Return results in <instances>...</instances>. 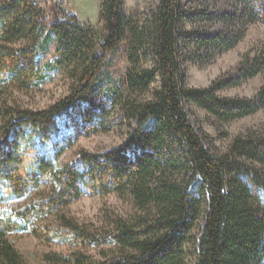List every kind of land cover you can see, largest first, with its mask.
Listing matches in <instances>:
<instances>
[{"label":"trees","instance_id":"16d2710c","mask_svg":"<svg viewBox=\"0 0 264 264\" xmlns=\"http://www.w3.org/2000/svg\"><path fill=\"white\" fill-rule=\"evenodd\" d=\"M246 18L264 24V0H247ZM123 0H102L104 29L98 35L73 13L30 0L0 1V93L10 85L28 90L63 72L69 92L42 109L0 102V203L47 184L49 191L17 208L0 209V264H25L6 238L25 232L75 246L114 245L96 260L80 250L47 253L45 264H187L185 244L203 217L193 264H260L264 260V133L237 135L229 148L212 153L183 108L195 103L216 119L231 121L264 107V80L252 98L220 97L218 87L183 85L178 60L177 0H159L152 18L133 21ZM129 34V37H125ZM51 43L53 57L39 62ZM125 44L128 68L110 72ZM151 56V66L144 65ZM258 55L243 62L246 77L261 72ZM87 104L91 119L120 110L130 120L123 143L102 153L79 149L58 164L47 150L57 118ZM18 136L19 139H16ZM87 192L116 194L136 215H105L106 227L87 230L60 215L62 229L38 222Z\"/></svg>","mask_w":264,"mask_h":264},{"label":"rangeland","instance_id":"374dc122","mask_svg":"<svg viewBox=\"0 0 264 264\" xmlns=\"http://www.w3.org/2000/svg\"><path fill=\"white\" fill-rule=\"evenodd\" d=\"M3 1V0H0ZM40 7L58 6L77 16L81 23L89 25L98 35L103 33L104 21L100 17L102 0H30ZM247 0H177L179 8L178 23V60L183 85L191 88L218 87L215 93L220 97L252 98L264 80V64L261 72L251 77L242 74V64L252 61L264 43V24L251 22L246 18ZM255 2L262 0H254ZM159 0H123L122 12L133 21L151 20ZM125 37H129L126 34ZM125 44L119 46L113 58L110 72L114 78L121 77L128 68ZM55 43L42 56L39 65L51 59ZM144 65L151 66V56L145 58ZM53 77L41 86L28 90L10 85L0 93V102L21 108L42 109L69 92L70 81L63 72L52 73ZM183 108L195 124L199 134L205 139L212 153H221L229 148L237 135L264 133V107L255 112L231 121H221L209 112L190 101H184ZM91 109L87 104L72 106L57 118L56 132L49 137L47 150L40 154L51 153L58 164H65L76 158L81 148L102 153L123 143L129 132L130 120L123 118L120 110L108 116H100L104 123L96 125L91 119ZM19 139L18 136H15ZM49 187L43 184L31 190L26 196L2 201V208H17L30 199L47 194ZM120 215L129 220L136 215L128 201L116 194L104 196L84 192L80 198L67 206L56 209L44 216L38 226L49 229H62L60 215L75 220L87 230H102L106 227L105 215ZM203 225V217L189 234L185 244L187 264L195 261L197 238ZM22 256L25 264H45L42 260L47 253L69 254L80 250L96 260L105 259L116 249L114 245L75 246L66 242L46 240L31 233L18 232L6 235ZM264 264V260L260 263Z\"/></svg>","mask_w":264,"mask_h":264}]
</instances>
